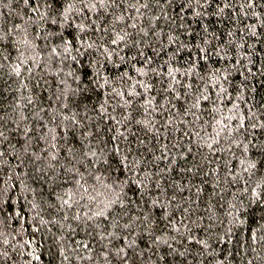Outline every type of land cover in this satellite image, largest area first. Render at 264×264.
Here are the masks:
<instances>
[{
	"label": "trees",
	"instance_id": "16d2710c",
	"mask_svg": "<svg viewBox=\"0 0 264 264\" xmlns=\"http://www.w3.org/2000/svg\"><path fill=\"white\" fill-rule=\"evenodd\" d=\"M0 153V264H264V0H0Z\"/></svg>",
	"mask_w": 264,
	"mask_h": 264
},
{
	"label": "snow or ice",
	"instance_id": "6c2138e0",
	"mask_svg": "<svg viewBox=\"0 0 264 264\" xmlns=\"http://www.w3.org/2000/svg\"><path fill=\"white\" fill-rule=\"evenodd\" d=\"M29 2V0H24V3L27 4ZM49 8L52 7L51 4L48 5ZM43 15V14H42ZM52 23L53 24H56L57 23V20L56 19H52ZM0 155H2V153H0ZM254 167V165H252ZM85 191H87V189H85Z\"/></svg>",
	"mask_w": 264,
	"mask_h": 264
}]
</instances>
